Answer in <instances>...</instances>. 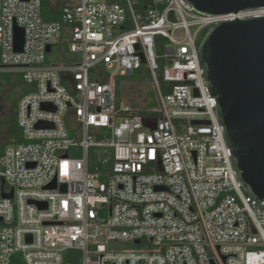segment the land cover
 Returning <instances> with one entry per match:
<instances>
[{"label":"built area","instance_id":"obj_1","mask_svg":"<svg viewBox=\"0 0 264 264\" xmlns=\"http://www.w3.org/2000/svg\"><path fill=\"white\" fill-rule=\"evenodd\" d=\"M51 2L60 20L43 18V0H0V72L31 88L17 105L23 140L0 155V264L19 253L24 264H264V199L238 178L199 57L202 30L264 10ZM59 44L72 60L47 62ZM146 72L160 107L140 114L117 78Z\"/></svg>","mask_w":264,"mask_h":264},{"label":"water","instance_id":"obj_2","mask_svg":"<svg viewBox=\"0 0 264 264\" xmlns=\"http://www.w3.org/2000/svg\"><path fill=\"white\" fill-rule=\"evenodd\" d=\"M187 1L204 15L264 9V0ZM23 43L24 31L17 28L16 50ZM199 57L238 178L249 195L264 199V14L214 24L200 42ZM144 122L155 128L156 119ZM55 187L56 181L46 186Z\"/></svg>","mask_w":264,"mask_h":264},{"label":"rangeland","instance_id":"obj_3","mask_svg":"<svg viewBox=\"0 0 264 264\" xmlns=\"http://www.w3.org/2000/svg\"><path fill=\"white\" fill-rule=\"evenodd\" d=\"M44 5L42 8L43 10L47 7ZM157 50L158 52H162L161 47ZM47 59L49 62H62L63 60L61 59H63V55H55V53L52 52L47 55ZM119 80V101L122 102L125 108L130 110L152 111L160 107L158 94L151 77H141V74L135 73L121 76ZM30 89L29 84L23 80L20 73L10 71L0 72V117H8L18 99L28 93ZM70 135L77 139L82 138L80 131L76 133L70 131ZM93 136L95 141L101 140L102 138L95 134H93ZM9 139L10 138L6 134L0 135V142ZM91 151H93V149H91ZM22 257L21 253L15 256L19 264H24Z\"/></svg>","mask_w":264,"mask_h":264},{"label":"trees","instance_id":"obj_4","mask_svg":"<svg viewBox=\"0 0 264 264\" xmlns=\"http://www.w3.org/2000/svg\"><path fill=\"white\" fill-rule=\"evenodd\" d=\"M46 5V9H42V15H43V18L45 20H60L61 18V6L59 5L58 7H54L51 0H44L43 2V5ZM44 5V6H45ZM43 8V6H42ZM208 31V29H204L202 30V32L200 33V39H199V42H201V40L203 39V37L205 36L206 32ZM53 52L55 53V55H63V62H69L72 60V55L70 54V52L68 50H66L64 48V44H59L54 50ZM47 62L48 59H47ZM120 77L121 76H118L117 78V89H118V95H119V85H120ZM144 77H150V74L148 72H146V75ZM163 82V87L165 88V90H169V85L162 81ZM21 98V97H20ZM19 98V99H20ZM18 99V101H19ZM18 101L15 103L10 115L8 117H0V135H4L6 134L10 139L11 138H15L17 141H22L23 138H22V135H21V130L19 128V125H18V122H17V105H18ZM139 113L140 114H149V113H155L153 111H147V110H139ZM7 140V141H3V142H0V155L3 151V147L4 145L10 141ZM68 257V256H67ZM66 263L67 264H70L69 263V260L68 258H66ZM14 264H19V262L16 260V258H14Z\"/></svg>","mask_w":264,"mask_h":264},{"label":"bare ground","instance_id":"obj_5","mask_svg":"<svg viewBox=\"0 0 264 264\" xmlns=\"http://www.w3.org/2000/svg\"><path fill=\"white\" fill-rule=\"evenodd\" d=\"M264 10V9H263ZM238 14V13H237Z\"/></svg>","mask_w":264,"mask_h":264},{"label":"crops","instance_id":"obj_6","mask_svg":"<svg viewBox=\"0 0 264 264\" xmlns=\"http://www.w3.org/2000/svg\"><path fill=\"white\" fill-rule=\"evenodd\" d=\"M144 77V76H143Z\"/></svg>","mask_w":264,"mask_h":264}]
</instances>
